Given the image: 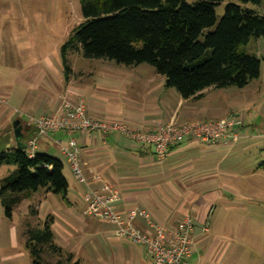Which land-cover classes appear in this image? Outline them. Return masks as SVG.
Masks as SVG:
<instances>
[{
	"label": "crops",
	"instance_id": "obj_1",
	"mask_svg": "<svg viewBox=\"0 0 264 264\" xmlns=\"http://www.w3.org/2000/svg\"><path fill=\"white\" fill-rule=\"evenodd\" d=\"M15 1L22 5L20 0H0V100L13 97L14 107L13 113L0 112V151L24 148L30 152L27 142L35 137V133L27 124L28 118L53 113L62 98L82 102L90 117L122 120L134 129H153L171 121L186 123L209 114L207 118L214 120L225 117L215 115L220 113L218 108L209 114L206 110L204 113L208 115L195 114L197 102L203 101L209 93L223 89L208 88L199 93L198 98L182 99L174 89L165 87L163 76L151 69L138 68L143 64L129 66L131 73L125 82L120 78L100 81L90 75L86 81H82L83 77L73 80V74L67 80L63 74L62 80L47 81L46 73L50 70L43 64L40 54L36 53L31 40L36 37L34 33L40 31L35 24L36 19L11 14L8 16L12 18L5 17L7 8L15 6ZM3 40H9V45L4 46ZM90 81H93V85H89ZM11 82L20 86L16 92L6 89ZM184 107L185 111L182 112ZM227 108L232 112L230 107ZM11 120H14L13 135L7 138L1 132ZM241 133L242 138L229 148L204 142H185L162 161L154 157L150 146H137L118 134L75 135L81 151L79 165L89 186L99 188L104 182L111 185L118 197L113 208L122 214L135 209L146 212L152 224L137 218L134 225L151 237L155 232L153 225L170 228L179 220L190 218L194 230L189 264H193L191 259L194 256L198 258L196 264H203L210 257L204 235L211 230L217 231L215 224L219 220L210 218L208 211L217 200L228 202L223 197V194H227V181L238 173L231 167L223 168V164L244 145L246 130L243 128ZM56 140L66 142L67 137L56 133L39 138L34 153L47 154ZM226 208L224 204L223 210ZM66 220V236L70 240L80 232V228L83 234H90L89 229L97 228L99 235L111 234L114 230L111 223L98 218H81L72 212ZM79 244L85 247L87 243ZM65 252L71 253L74 260L81 263L80 253L73 246L65 249ZM133 260L137 264H145L136 258ZM147 261L151 264L148 258ZM0 264H31L21 224L15 222L14 212L10 219L6 218L1 204Z\"/></svg>",
	"mask_w": 264,
	"mask_h": 264
},
{
	"label": "trees",
	"instance_id": "obj_2",
	"mask_svg": "<svg viewBox=\"0 0 264 264\" xmlns=\"http://www.w3.org/2000/svg\"><path fill=\"white\" fill-rule=\"evenodd\" d=\"M223 1L79 0L83 21L60 47L64 78L72 74L68 55L76 52L127 67L147 64L182 99L198 98L208 88H243L258 78L260 63L241 47L251 37L264 43V18L227 4L217 20L215 6ZM208 28L213 29L200 40ZM4 166L13 167L0 179V204L8 219L38 190L67 195L64 165L55 157L13 148L0 151ZM29 214L35 218L34 211ZM52 222L48 217L41 228L30 220L21 224L31 264H81L54 243Z\"/></svg>",
	"mask_w": 264,
	"mask_h": 264
},
{
	"label": "rangeland",
	"instance_id": "obj_3",
	"mask_svg": "<svg viewBox=\"0 0 264 264\" xmlns=\"http://www.w3.org/2000/svg\"><path fill=\"white\" fill-rule=\"evenodd\" d=\"M20 1L22 5H19V1H15V6L7 8L5 17L12 18L8 16L11 14L36 19L35 24L40 27V31L34 33L36 37L31 40L36 53L40 54L43 64H46L50 70L45 72L46 79L47 81L62 80L60 47L72 29L83 21L79 0ZM185 1L194 3L196 0ZM227 4L238 5L264 18V0H224L215 6L217 20L222 17ZM212 29H205L200 40ZM9 42L3 40L4 46H8ZM241 49L258 59L260 63L258 78L249 81L243 88L229 87L213 91L195 105L197 115H208L216 108L220 110H218L220 113L217 112L219 114H215L219 117L229 114L239 115L247 134L246 140L243 141L244 145L223 164V168L231 167L238 175L227 181L229 183L227 194H223V197L228 202L217 200L208 211L210 218L216 217L219 220L215 224L217 231L211 230L204 235L203 239L208 242L205 246L210 250V257L203 264H264V43L262 37H251ZM68 60L73 80L83 77L82 81H86L90 75L100 81L118 78L124 81L126 78L129 79L128 74L131 73L129 67L116 64L114 61L86 59L76 52L69 54ZM138 68L154 70L147 64ZM89 85H93V81H90ZM18 88L20 86L17 87L11 82L6 89L8 92L9 90L16 92ZM12 100L13 97L10 100H0V112L5 110L13 113ZM227 107H230L232 112ZM206 110L208 114L204 113ZM184 111L185 107L182 109V112ZM209 115L203 116L204 118H193L191 122L215 119L207 118ZM13 122L14 120H11L3 128L1 135L6 134L7 138H12ZM69 138L76 141L77 136L74 134ZM62 143L65 144L63 141ZM47 154L59 159L64 165L63 175L68 183L67 195L62 197L59 194L38 190L28 200L23 201L17 211H14L15 222L19 221V224H23L24 220L25 222L30 220L33 225L41 228L48 217H51L54 243L63 251L73 246L76 252L80 253L81 264H137L134 258L148 264L144 250L140 246L134 245L126 238H116L114 233L99 235L100 230L94 228L89 229L90 234L86 232L88 233L86 236L80 228L74 239L67 238L66 218L68 219L70 212L81 218H88L84 215L87 208V188L74 178L58 145L52 144ZM12 170L13 167L4 166L0 171V179ZM103 184L114 190L108 183ZM91 188L100 193V187ZM223 203L227 206L225 211ZM29 210L34 211L35 218L29 214ZM94 221L98 222L96 219ZM79 242L87 244L83 247L82 244L78 245ZM197 259V256L192 257L193 264H196Z\"/></svg>",
	"mask_w": 264,
	"mask_h": 264
},
{
	"label": "built area",
	"instance_id": "obj_4",
	"mask_svg": "<svg viewBox=\"0 0 264 264\" xmlns=\"http://www.w3.org/2000/svg\"><path fill=\"white\" fill-rule=\"evenodd\" d=\"M27 124L35 131V137L27 142L31 156L39 138H47L56 133L68 137L54 143L65 156L74 178L87 188V208L84 215L98 218L114 225V236L126 238L140 246L151 264H189L192 254L193 221L185 217L174 226L166 228L153 225L154 236L142 233L134 225L137 218L152 224L149 215L143 210L121 213L113 208L117 192L108 185L100 187V193L92 189L79 165L80 148L70 136L74 134L96 133L101 136L118 134L137 146H150L158 161L164 160L169 153L185 142H204L229 148L241 138L243 120L237 114H229L222 119L177 123L175 121L159 124L153 129H134L122 120H101L87 115L82 102L62 98L58 108L50 114L29 117ZM93 180H97L93 178Z\"/></svg>",
	"mask_w": 264,
	"mask_h": 264
}]
</instances>
